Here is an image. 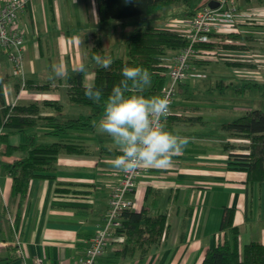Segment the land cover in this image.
Listing matches in <instances>:
<instances>
[{
    "label": "crops",
    "instance_id": "0c3cea01",
    "mask_svg": "<svg viewBox=\"0 0 264 264\" xmlns=\"http://www.w3.org/2000/svg\"><path fill=\"white\" fill-rule=\"evenodd\" d=\"M5 1L0 0V5ZM209 1L215 0H204ZM235 1L240 16L236 24L238 32L233 33L236 38L227 39L231 44H223L235 46L236 50H222L239 58L259 55L260 63H226L232 65V75L214 77L221 80L218 87L223 89L226 83L222 78L229 81L233 100L246 95L256 84L264 86V0ZM184 19L189 21L190 16L187 14ZM176 21L171 24L176 25ZM17 23L24 33V79L34 86L49 84L52 89L42 92L22 88L18 92L15 86L21 78L13 76L8 57L0 48V83L6 80L2 88L3 105H0V131L8 132L1 128L3 107L17 103L55 102L63 107L61 113L42 107V117L54 116L64 121L90 117L93 114L90 107L70 101L67 77L80 72L78 68L83 63L84 86L95 84L94 69L98 65L89 56L95 39H101L104 56L126 59L128 37L120 39L121 31L111 32L113 21H100L96 0H32L19 13ZM179 25L183 29L181 33L186 34L190 29ZM217 36L213 37L216 42ZM120 45H124L122 50ZM178 53H169L165 62L170 66ZM206 64H192L172 116L166 121L169 131L190 137L191 142L173 157L171 167L144 168L132 196L133 211L167 215L164 235L149 244L130 245L126 251V242L115 235L117 229H112L100 264H202L208 250L226 239L222 222L227 209L235 210L234 225L239 230L240 248L249 243L264 246V184H250L246 172L229 168L225 144L234 145L233 139L222 129L226 119L218 116L219 112L245 111L248 107L235 101L230 104L221 97L214 101H194L187 97L178 105L180 95L188 88H196L201 76L209 79L203 73ZM53 65H62L66 76L49 79ZM101 118L94 119L93 126ZM38 133L40 143L75 145L83 153L71 155L62 151L49 177L33 179L23 198L14 195L13 180L6 166L21 160L24 154L19 150L11 155L0 153V256L9 259L3 264H34L37 259L44 264H72L81 260L89 241L105 224L110 194L121 175L111 164L120 154L118 147L96 127L91 132L57 137ZM9 142L20 147L27 143V136L12 132ZM3 150L0 148V152Z\"/></svg>",
    "mask_w": 264,
    "mask_h": 264
},
{
    "label": "trees",
    "instance_id": "16d2710c",
    "mask_svg": "<svg viewBox=\"0 0 264 264\" xmlns=\"http://www.w3.org/2000/svg\"><path fill=\"white\" fill-rule=\"evenodd\" d=\"M190 0H96L97 12L101 22L120 21L145 15H154L162 9L172 7L178 3L189 4ZM200 2L202 0H199ZM194 12H189L192 18ZM222 42L199 43L198 50L233 49L235 46L223 44L227 39L236 38L235 34L217 36ZM95 46L90 52V58L95 55L104 56L103 44L98 37ZM189 46V40L184 33L177 30L156 28L153 26L146 29H137L127 40V58L113 59L108 69L95 67V86L101 90L102 96L99 102L88 99L84 92V74L78 72L67 77V91L70 101L78 106L90 107L93 114L90 117H79L78 119L61 120L59 117H42V107H50L61 113L63 107L55 102H44L42 105L34 102L14 104L3 107V129L8 132L0 135V148L5 151L3 155H11L21 151L24 157L6 166L7 173L13 180V193L23 198L28 192L29 184L33 179H44L49 177V172L54 170L55 164L65 151L71 155L82 154L83 149L75 145L62 143H40L38 132L46 136H65L75 133H87L94 129V119L103 117L104 106L107 97L114 86L119 85L124 66H141L151 74V84L145 88L143 95L161 96L168 82L169 65L165 58L170 52H179ZM93 60V59H92ZM193 63H205L195 60ZM192 63V64H193ZM6 80L0 83V105H3L2 88ZM184 83V82H183ZM182 83V84H183ZM178 94L182 92L181 86ZM249 86V85H248ZM16 90L33 89L46 92L52 89L48 85L34 86L27 83L23 87L20 80L16 84ZM260 88L258 84L254 85ZM134 94V93H133ZM176 103V102H175ZM175 104L172 107V112ZM172 116V115H171ZM169 116L167 119L171 118ZM166 119V121H167ZM41 129L40 131H38ZM222 129L230 134L231 139H243L250 142L249 145L241 147L242 153H236L237 147L225 144V152L229 155V168L233 171H243L248 175L247 182L250 184H264V109L247 111L241 117L232 122L222 125ZM12 132L24 133L27 143L20 147L10 144L9 138ZM122 226L116 230L115 235L123 237L126 242L127 251L130 245H144L159 240L167 228L168 217L166 214L152 216L146 210L135 212L125 210L121 217ZM235 210L227 209L222 231L226 233V239L206 253L202 264H264V246L260 243H249L242 249L239 245V230L234 225ZM0 256V264L8 261Z\"/></svg>",
    "mask_w": 264,
    "mask_h": 264
},
{
    "label": "built area",
    "instance_id": "2783aa9c",
    "mask_svg": "<svg viewBox=\"0 0 264 264\" xmlns=\"http://www.w3.org/2000/svg\"><path fill=\"white\" fill-rule=\"evenodd\" d=\"M31 1L6 0L4 4L0 5V48L5 51L8 57L13 76L21 78L23 87L26 85V80L23 77L25 71V55L22 48L24 33L19 28L17 21L19 13L23 12ZM215 1L218 4L217 7L213 8L210 4L204 3L197 8L189 21L175 22L176 25L184 24L190 27L185 34L189 40V46L179 51L169 66L168 82L161 95L167 96L170 100V112L167 118L172 114V107L177 100L180 85L189 78L192 63L195 60L202 62L218 61L220 55L228 56L222 49L198 50L197 45L199 43H217L213 39L214 34L228 35L238 32L236 24L240 16L236 1ZM224 43L231 44L232 42L226 40ZM256 56L259 57V55ZM1 134L2 131H0ZM143 170L144 168H140L132 174L121 172L119 181L110 194L104 226L89 241L83 258L72 264H100V259L105 254L112 237V229H118L122 226L120 220L122 212L135 208L132 196L137 190L138 178L142 175ZM20 255H23L22 251H20ZM34 264L44 263L43 260L37 259Z\"/></svg>",
    "mask_w": 264,
    "mask_h": 264
},
{
    "label": "clouds",
    "instance_id": "9594fccd",
    "mask_svg": "<svg viewBox=\"0 0 264 264\" xmlns=\"http://www.w3.org/2000/svg\"><path fill=\"white\" fill-rule=\"evenodd\" d=\"M92 59L104 69L113 63L110 55H95ZM78 70L84 72L85 65L80 64ZM65 76L62 65H53V75L49 79ZM122 76L120 84L112 88L105 101L103 117L94 125L119 149L120 154L111 160L113 168L132 174L140 168L171 167L173 157L187 148L191 138L167 129L165 121L170 112L167 96L146 97L142 94L151 84V74L146 68L126 65L122 68ZM84 94L94 102H99L102 96L94 83L85 86Z\"/></svg>",
    "mask_w": 264,
    "mask_h": 264
},
{
    "label": "rangeland",
    "instance_id": "374dc122",
    "mask_svg": "<svg viewBox=\"0 0 264 264\" xmlns=\"http://www.w3.org/2000/svg\"><path fill=\"white\" fill-rule=\"evenodd\" d=\"M200 3L210 4V1L204 2V0H202L200 2L199 0H190L189 4L181 2L172 7L162 9L154 15H145L127 20L113 21L112 23L113 25H111L110 29L111 32L121 31L122 36L120 39L122 38L124 39V37L126 36L129 38L135 30L146 29L147 27L150 26L156 28H165V29L182 31L183 29L180 25H172L171 22L173 20L184 21L186 15L189 12L194 11V9ZM202 4H200V6ZM131 27H135V28H133V30L131 31V29L129 30V28ZM218 42L221 41L219 40ZM122 46L124 45H120L119 48L120 50H122L121 48ZM259 57L254 54L241 55V58L220 55L218 61L205 62L207 63L205 65L206 71L205 72L202 71V72L206 74L209 77V79H204L203 76H201L198 79V86L196 88L193 87L188 88L187 92H185L183 95H180L178 105H181L182 102L185 101L187 97L193 99L194 101H214L215 99L221 97L226 100H229L230 104L235 101L237 104L248 107L245 108L246 109L245 111H238L237 109H235L234 111H229V112H219L218 116H220L221 119H226L224 121L226 123L234 121L235 119L240 117L242 113H246L247 111L255 110V109L263 110L264 86H261L260 88H256L252 86L250 87V90L246 93V95L243 96L239 95L236 100L235 99L233 100V98L230 95V89L232 88V85L229 83V81H227L225 78L224 79L222 78V80L226 83V86L223 89L221 87H218L220 85L221 80L214 78L216 77V75H226V76L232 75L233 73L232 65L226 63L233 62L234 64H238L239 61H243L248 63L255 62V64H259L260 63ZM225 58L231 61L229 60L226 61ZM232 144H234L237 147V149H235V152L238 153L240 152L238 150H242L241 147L243 148L249 145L250 142L248 140H243V139H233Z\"/></svg>",
    "mask_w": 264,
    "mask_h": 264
},
{
    "label": "water",
    "instance_id": "95a60500",
    "mask_svg": "<svg viewBox=\"0 0 264 264\" xmlns=\"http://www.w3.org/2000/svg\"><path fill=\"white\" fill-rule=\"evenodd\" d=\"M217 5H218V4H217L216 1H213V2L210 3V6L213 7V8L217 7Z\"/></svg>",
    "mask_w": 264,
    "mask_h": 264
}]
</instances>
